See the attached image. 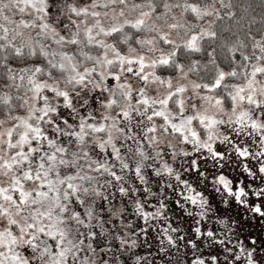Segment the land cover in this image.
Instances as JSON below:
<instances>
[{"label": "clouds", "instance_id": "1", "mask_svg": "<svg viewBox=\"0 0 264 264\" xmlns=\"http://www.w3.org/2000/svg\"><path fill=\"white\" fill-rule=\"evenodd\" d=\"M0 264H264V0H0Z\"/></svg>", "mask_w": 264, "mask_h": 264}]
</instances>
